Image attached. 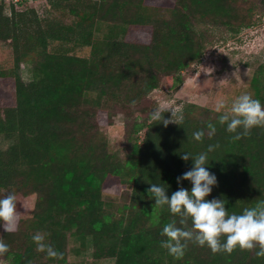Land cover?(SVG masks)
Segmentation results:
<instances>
[{"label": "trees", "instance_id": "obj_1", "mask_svg": "<svg viewBox=\"0 0 264 264\" xmlns=\"http://www.w3.org/2000/svg\"><path fill=\"white\" fill-rule=\"evenodd\" d=\"M46 2L50 15L42 18L28 3L0 0V43H8L14 55V67L0 70V142L10 143L6 150L0 144V197L14 192L17 206L35 198L27 230L19 216L14 231L0 228L10 249L2 260L67 264L74 237L81 242L78 254L91 238L94 258H113L115 264H264L258 248L213 253L192 242L182 259L173 258L161 247V232L172 220L180 226L179 217L166 206L154 208L147 192L157 182L171 197L180 187L177 177L192 167L181 154L218 144L208 154V170L218 179L208 199L224 200L230 213L254 207L264 201V127L233 141L218 113L194 104L183 108L180 125L167 128L150 122L153 108L139 111L163 78L175 88L183 84V73L202 61L217 32L235 36L250 28L264 0L260 6L252 0ZM102 26L108 32L100 38ZM86 48L87 57L74 53ZM24 63L32 64L29 83L20 74ZM248 93L264 103V65ZM118 109L128 120L136 111L148 120L133 119L134 134H146L126 160L108 151L98 123L100 113L112 120ZM209 124L216 127L213 136ZM199 130L205 132L202 142L191 138ZM182 183L191 189L190 182ZM113 185L131 190L129 204L119 211L103 198ZM37 233L62 258L38 252L32 239Z\"/></svg>", "mask_w": 264, "mask_h": 264}, {"label": "clouds", "instance_id": "obj_2", "mask_svg": "<svg viewBox=\"0 0 264 264\" xmlns=\"http://www.w3.org/2000/svg\"><path fill=\"white\" fill-rule=\"evenodd\" d=\"M132 106L136 101H132ZM215 112L219 114L218 123L226 126L228 133H233V141H239L248 136L253 128L264 127V103L253 97L251 93H241L230 103L218 100ZM169 112V111H168ZM171 118H165V111L157 106L149 113L150 122L162 123L165 128L170 124L180 125L183 121L182 113L171 110ZM208 135L213 136L216 127L208 126ZM205 136L203 130L192 133V139L202 142ZM219 145H209L205 152L192 154L183 152L181 159L185 162L191 160L190 170L177 177L179 190L168 195V188L161 183H149L148 198L154 200V208L166 206L173 216L172 220L162 228L161 235L166 239L161 241L169 255L175 259H182L189 242L200 247L207 246L213 253H231L236 248L253 250L258 248L256 256L264 258V201L254 207H247L241 214L230 213L222 199H208L212 190L218 184L216 175L208 170V154L215 151ZM183 181L191 183V189L183 187ZM17 221V203L15 193H8L0 197V228L5 232L15 230ZM189 221L191 227H188ZM37 251L46 253L50 259L62 258V253L55 250L50 244L44 242L41 233L33 236ZM9 246L0 239V256L9 253Z\"/></svg>", "mask_w": 264, "mask_h": 264}, {"label": "rangeland", "instance_id": "obj_3", "mask_svg": "<svg viewBox=\"0 0 264 264\" xmlns=\"http://www.w3.org/2000/svg\"><path fill=\"white\" fill-rule=\"evenodd\" d=\"M252 1L260 6V0ZM29 7L34 8L42 18L50 15V6L46 0L29 5ZM6 13L10 14L9 7ZM67 22H70V19ZM107 32L108 27L102 26V31L97 33V37L101 38ZM214 37V44L208 49L202 61L183 73L184 82L181 86L175 88L171 82L163 78L159 88L142 102L139 111L160 106L165 112L169 111L171 116V110L181 113L186 105L194 104L215 112L218 100H224L230 106L236 96L248 93L254 75L264 65V7L257 10L254 23L250 28L242 30L235 36L221 35L217 32ZM74 53L77 56L87 57L90 49H81ZM13 67L14 55L11 46L8 43H0V70ZM20 74L24 82L29 83L32 80V64H22ZM113 113L112 120L100 113L98 123L102 133L106 136L108 151L119 159L126 160L131 153L132 146L137 142L142 144L146 134V130L134 134L133 119L140 117L138 119L141 121L148 122L147 116H138V111H136L128 120L127 115L119 109ZM0 144L2 150L10 146V143L3 138ZM130 194L131 190H119L113 185L104 190L103 198L110 202L113 211H119L129 204ZM20 201V206H17V217L22 219L24 229L27 230L28 220L31 219L34 210L35 198ZM86 244L85 251L78 254L81 242L74 237L69 238L67 264H115L113 258L100 260L94 258L91 238L87 239ZM0 264H6L1 257Z\"/></svg>", "mask_w": 264, "mask_h": 264}, {"label": "built area", "instance_id": "obj_4", "mask_svg": "<svg viewBox=\"0 0 264 264\" xmlns=\"http://www.w3.org/2000/svg\"><path fill=\"white\" fill-rule=\"evenodd\" d=\"M16 3H28L30 5L38 3L42 0H14Z\"/></svg>", "mask_w": 264, "mask_h": 264}]
</instances>
